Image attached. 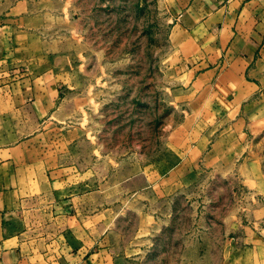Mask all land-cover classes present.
<instances>
[{
  "label": "rangeland",
  "instance_id": "obj_1",
  "mask_svg": "<svg viewBox=\"0 0 264 264\" xmlns=\"http://www.w3.org/2000/svg\"><path fill=\"white\" fill-rule=\"evenodd\" d=\"M23 1L43 9L45 39L74 73L60 162L94 184L116 167L138 175L109 215V264H264V129L238 135L235 162L182 163L196 112L180 92L192 65L172 50L169 2Z\"/></svg>",
  "mask_w": 264,
  "mask_h": 264
},
{
  "label": "crops",
  "instance_id": "obj_2",
  "mask_svg": "<svg viewBox=\"0 0 264 264\" xmlns=\"http://www.w3.org/2000/svg\"><path fill=\"white\" fill-rule=\"evenodd\" d=\"M167 1L172 50L192 65L182 163L235 162L238 135L264 129V0ZM24 5L0 0V264H109V215L138 175L116 167L94 184L93 171L77 180L60 162L74 73L45 39L43 9Z\"/></svg>",
  "mask_w": 264,
  "mask_h": 264
}]
</instances>
